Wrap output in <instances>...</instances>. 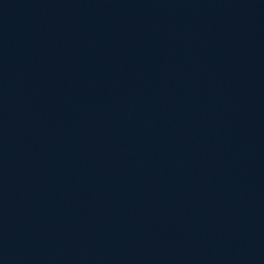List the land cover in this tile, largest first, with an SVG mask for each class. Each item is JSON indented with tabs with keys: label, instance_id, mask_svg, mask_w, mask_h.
I'll return each mask as SVG.
<instances>
[{
	"label": "water",
	"instance_id": "obj_1",
	"mask_svg": "<svg viewBox=\"0 0 264 264\" xmlns=\"http://www.w3.org/2000/svg\"><path fill=\"white\" fill-rule=\"evenodd\" d=\"M0 264H264V0H0Z\"/></svg>",
	"mask_w": 264,
	"mask_h": 264
}]
</instances>
